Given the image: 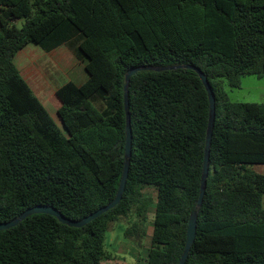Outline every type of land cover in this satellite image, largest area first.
I'll return each instance as SVG.
<instances>
[{"label": "trees", "instance_id": "16d2710c", "mask_svg": "<svg viewBox=\"0 0 264 264\" xmlns=\"http://www.w3.org/2000/svg\"><path fill=\"white\" fill-rule=\"evenodd\" d=\"M30 44L63 45L83 64L86 80L55 92L63 128L15 64ZM176 65L198 68L215 99L201 207L207 92L189 69L141 71L128 86L120 202L81 228L29 216L0 231V264H103L121 219L137 250L149 239L146 264H179L194 211L185 264H264V174L251 168L264 165V103L226 91L264 76V0H0V223L35 206L78 221L110 203L124 165L125 73Z\"/></svg>", "mask_w": 264, "mask_h": 264}, {"label": "rangeland", "instance_id": "374dc122", "mask_svg": "<svg viewBox=\"0 0 264 264\" xmlns=\"http://www.w3.org/2000/svg\"><path fill=\"white\" fill-rule=\"evenodd\" d=\"M19 26L20 23L18 24ZM56 53V51L50 52L47 55L49 62L44 64L42 59L45 55L41 51V48L30 44L17 53L15 64L29 87L45 104V108H48L46 109L49 114L61 126L56 116L58 101L52 96L54 83L52 85L51 81L55 82L56 80V86H61L68 81L70 76H82L84 74L83 79L85 80V73L82 66H80V62H76L74 59H70V61L67 57L62 58L63 66L58 67V64L55 65L54 62L57 63L56 59H59V55L56 56ZM68 56L71 55L69 54ZM83 81L76 80L74 82L79 84ZM226 91L232 102L264 103V76L262 78L254 76L242 77L238 89L227 88ZM50 97L52 98L49 102ZM251 168L255 172L264 174V165H254ZM147 192L152 199H155V192L153 190H147ZM126 226L127 221L121 219L114 224L110 233L106 234L105 250L111 255L112 259L103 262V264H146V251L149 239L145 238L142 250H137L123 236ZM138 259H140L139 262Z\"/></svg>", "mask_w": 264, "mask_h": 264}, {"label": "water", "instance_id": "95a60500", "mask_svg": "<svg viewBox=\"0 0 264 264\" xmlns=\"http://www.w3.org/2000/svg\"><path fill=\"white\" fill-rule=\"evenodd\" d=\"M176 69H189L194 71L199 79L201 80L207 95H208V102H209V117H208V124L206 129L205 135V143H204V157H203V166H202V175L200 179V190L198 199L196 201V210L199 209L202 205V200L204 197V192L206 188V180L209 171V154H210V141L212 136L213 124H214V116H215V99L214 94L209 86L206 76L196 67L188 66V65H176V66H165V67H136L131 68L125 73V84H124V110H125V144H124V165L122 169L121 178L119 181L118 189L115 194L114 199L105 205L104 207L99 208L98 210L94 211L90 215L78 220L72 221L63 217L56 209L48 206H35L30 209L25 210L21 213L17 218L9 221L0 223V231L7 230L9 228L17 226L19 223L24 221L26 218L32 215L38 214H45L52 217H55L60 223L67 225L73 228H81L100 215L106 213L107 211L113 209L121 200L122 194L124 192L126 180L128 177V170H129V159L131 156V127H130V118L128 113V86L130 78L138 72L141 71H154V72H162V71H170ZM196 220H197V212L194 211L188 219L187 229H186V239L184 244V249L182 255L179 260V264H185L187 259L189 250L191 245L195 239L196 235Z\"/></svg>", "mask_w": 264, "mask_h": 264}, {"label": "crops", "instance_id": "0c3cea01", "mask_svg": "<svg viewBox=\"0 0 264 264\" xmlns=\"http://www.w3.org/2000/svg\"><path fill=\"white\" fill-rule=\"evenodd\" d=\"M36 46V45H35ZM38 47V46H37ZM41 51L43 52V54L45 55L44 57H43V59H42V61H43V63L45 64V63H48L49 62V60H48V54L50 53V52H57L56 53V56H58L59 57V59H56V61H57V63L56 62H54V64L55 65H57L58 64V67L59 66H63L62 65V58L63 57H67V59L69 58V60L70 59H74L76 62H78L74 57H73V55L71 54V52L65 47V46H63V45H61V46H59V47H57V48H55V49H53V50H51V51H45V50H43V49H41ZM71 55V56H68V55ZM55 56V57H56ZM71 61V60H70ZM42 66V65H41ZM80 66H82V68H83V64L82 63H80ZM79 67V66H78ZM83 77H84V74L81 76V75H78V76H74V77H72V76H70V78H68V81L67 82H73V83H75L74 81H83L84 79H83ZM85 80H86V74H85ZM84 80V81H85ZM83 81V82H84ZM83 82H81V83H75V84H77V85H80V84H82ZM51 83H52V85H53V83H54V86H53V90H52V96H54L55 97V92H56V90L60 87V86H56V80H55V82L54 81H51ZM66 83V82H65ZM64 83V84H65ZM63 85V84H62ZM32 90V89H31ZM33 91V90H32ZM34 93V92H33ZM35 94V93H34ZM36 97L40 100V102L44 105V107H45V104L41 101V99L36 95ZM51 98L52 97H50L49 98V102H50V100H51ZM56 98V97H55ZM57 100V99H56ZM59 105V104H58ZM47 108V107H46ZM48 109V108H47ZM56 116H57V112H56ZM52 117V116H51ZM53 118V117H52ZM57 118H58V116H57ZM54 119V118H53ZM58 120H59V122H60V125L61 126H59L58 125V123H57V121H55L56 122V124L60 127V128H63L62 127V122L60 121V119L58 118ZM114 227V225H112L111 226V229ZM111 229H110V231H111ZM110 231L108 232V233H110Z\"/></svg>", "mask_w": 264, "mask_h": 264}]
</instances>
